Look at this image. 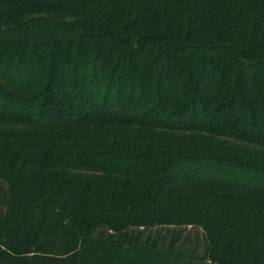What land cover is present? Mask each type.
Instances as JSON below:
<instances>
[{"label":"trees","instance_id":"1","mask_svg":"<svg viewBox=\"0 0 264 264\" xmlns=\"http://www.w3.org/2000/svg\"><path fill=\"white\" fill-rule=\"evenodd\" d=\"M0 264H264V0H0Z\"/></svg>","mask_w":264,"mask_h":264}]
</instances>
